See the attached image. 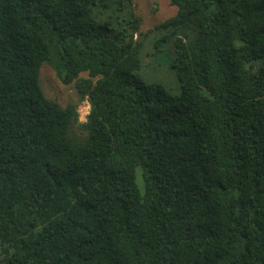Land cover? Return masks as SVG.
<instances>
[{"label":"trees","instance_id":"1","mask_svg":"<svg viewBox=\"0 0 264 264\" xmlns=\"http://www.w3.org/2000/svg\"><path fill=\"white\" fill-rule=\"evenodd\" d=\"M169 4L0 0V264H264V0ZM152 31L177 96L135 75Z\"/></svg>","mask_w":264,"mask_h":264},{"label":"rangeland","instance_id":"2","mask_svg":"<svg viewBox=\"0 0 264 264\" xmlns=\"http://www.w3.org/2000/svg\"><path fill=\"white\" fill-rule=\"evenodd\" d=\"M132 8L141 18L140 32L142 34L149 30H154L155 25L175 15L177 10L176 7L169 4V0H132ZM158 36V31H152L146 37L147 39L141 52L140 70L135 75L146 85L159 87L167 95L177 96L180 88L171 68L172 47L169 44H163L159 51L157 50L156 52L153 48V42ZM39 79L44 95L62 106L78 100L73 84L63 85L45 63L40 67ZM81 102H78V105ZM83 134L78 128H70L67 137L72 142V140L76 141L72 137L73 135L79 138Z\"/></svg>","mask_w":264,"mask_h":264},{"label":"built area","instance_id":"3","mask_svg":"<svg viewBox=\"0 0 264 264\" xmlns=\"http://www.w3.org/2000/svg\"><path fill=\"white\" fill-rule=\"evenodd\" d=\"M77 113H78V117H79V121H81V117H84V120H86V116L88 115L89 112V104L86 100H84L83 102H81L80 105L77 106L76 109Z\"/></svg>","mask_w":264,"mask_h":264},{"label":"clouds","instance_id":"4","mask_svg":"<svg viewBox=\"0 0 264 264\" xmlns=\"http://www.w3.org/2000/svg\"><path fill=\"white\" fill-rule=\"evenodd\" d=\"M83 120H84V117H81V121L83 122Z\"/></svg>","mask_w":264,"mask_h":264}]
</instances>
